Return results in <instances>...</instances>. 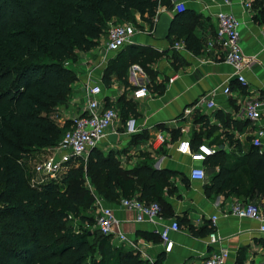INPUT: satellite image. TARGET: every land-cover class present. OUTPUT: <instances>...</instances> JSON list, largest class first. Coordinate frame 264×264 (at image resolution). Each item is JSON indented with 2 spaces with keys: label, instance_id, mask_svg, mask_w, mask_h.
I'll return each mask as SVG.
<instances>
[{
  "label": "trees",
  "instance_id": "16d2710c",
  "mask_svg": "<svg viewBox=\"0 0 264 264\" xmlns=\"http://www.w3.org/2000/svg\"><path fill=\"white\" fill-rule=\"evenodd\" d=\"M163 1L0 0V264H164L165 253L151 262L137 251L115 245L111 236L98 229L74 231L68 226L71 219L93 224L85 213L98 198L117 204L122 198L137 197L161 206L170 172L153 169L149 156L126 169L116 152L103 154L95 148L86 162L69 168L60 182L37 186L30 184L25 164L32 151L55 146L70 127L71 121L60 125L58 107L71 96L77 81L67 65L76 61V53L97 47L101 37L107 36L109 22L135 25L136 12L155 24ZM193 18L186 8L176 13L168 38L198 55L203 44L189 25ZM132 64L120 52L106 67L104 85L110 84L113 70L122 77ZM221 158L224 154L215 152L204 164ZM239 165H245L250 174L249 187L243 192L246 200L239 201L264 198V148L253 147L235 161V167ZM223 168L212 177L206 192L231 189L237 196L243 186H224L230 170ZM85 177L90 179L89 186ZM211 230L209 224L208 234Z\"/></svg>",
  "mask_w": 264,
  "mask_h": 264
},
{
  "label": "crops",
  "instance_id": "0c3cea01",
  "mask_svg": "<svg viewBox=\"0 0 264 264\" xmlns=\"http://www.w3.org/2000/svg\"><path fill=\"white\" fill-rule=\"evenodd\" d=\"M177 1H183L185 8L194 14L189 25L193 34L202 40L200 54L174 48V41L168 37H154L155 24L142 20L136 12L135 25L141 29L120 51L111 53L105 50L106 36L101 37L97 47L76 53L77 61L68 67L75 73L77 81L68 102L58 107L59 121L69 119V112L75 110L74 103L81 100L77 115L83 113L86 87L99 84L102 88L99 95L101 104L114 108L118 113L110 132L116 134V142H110L108 136L102 140L103 153L115 150L126 169H132L144 155L149 156L153 169L170 172L168 185L161 197L164 216L157 225L137 222L135 213L123 208L120 202L115 204L105 199L100 202L113 210L118 221L116 230L124 233L129 243L138 245L143 259L153 262L158 254L165 253L164 264H198L213 251L225 248L228 256L224 264H264V232L258 230L259 223L221 215L237 200L236 193L231 189L206 192L212 177L223 167L226 172V168L230 170L222 181L224 186L238 184L241 180L250 181L247 167H235V161L255 147L252 140L258 131H264V113L257 121L242 115L246 97L264 96V0H230L227 5L211 0H164L158 14L164 12L174 18L179 12L174 10ZM247 1L252 2L249 9L244 5ZM219 11L232 13L240 22L241 50L245 57L250 58L244 85L234 75L233 67L225 62L224 48L218 44L208 47V42L215 38V14ZM130 47L135 48L133 53L129 51ZM120 52L125 53V58L133 64L122 77L113 70L109 74L110 84L105 86L103 75L106 67ZM140 86L147 87L148 96L137 95ZM225 86H229V93H223ZM160 88L162 92H159ZM202 95H208L216 106L194 108L185 115L184 110ZM131 116L136 118L137 132L128 135L125 124ZM159 130L166 132V140L161 144L154 140ZM261 139L264 143V135ZM197 141L207 144L214 153L222 152L224 158L207 164L195 159L193 154L198 147ZM25 164L31 171V163L27 160ZM201 165L206 172L205 179L192 180L190 169ZM92 211L95 215L98 212L96 202L85 214H92ZM212 215L218 216L216 233L219 241L208 244ZM174 218L179 222L180 231L170 233L172 244L166 250L155 229L160 230ZM123 246L131 250L129 244Z\"/></svg>",
  "mask_w": 264,
  "mask_h": 264
},
{
  "label": "built area",
  "instance_id": "2783aa9c",
  "mask_svg": "<svg viewBox=\"0 0 264 264\" xmlns=\"http://www.w3.org/2000/svg\"><path fill=\"white\" fill-rule=\"evenodd\" d=\"M212 2H220L221 4H230V0H211ZM245 7H251L250 1L244 3ZM185 4L183 1H177L174 4L175 11H183ZM157 17V16H156ZM216 18V34L215 38L208 42V47H214L216 44L221 45L225 50L224 60L234 69V75L244 85L246 84L245 72L248 69L250 58L244 56L240 46V22L232 13L219 11L215 14ZM156 21V18H155ZM137 31L131 23L115 24L108 23L107 41L105 50L111 53H117L127 43L132 42L133 35ZM174 48L185 49L180 41H176ZM69 65V64H67ZM136 69L140 70L138 65ZM229 86H225L223 93H229ZM102 88L99 84H92L86 87V108L79 115L71 118V124L65 130L60 141L53 147L54 155L45 158L43 161L32 166L30 173V184L32 186L42 185L47 181L59 182L61 176L76 163L86 162L88 155L92 149L100 148L102 140L111 134L114 125L118 119L117 111L112 107H105L99 100V95ZM140 97L149 95L146 86H140L137 91ZM216 103L208 95L200 96L190 107L184 110V114H190L194 108H214ZM264 113V96L257 95L246 97L242 105V115L244 118L257 121ZM137 132L136 118L129 117L125 124V133L128 135ZM264 131H258L252 143L257 148H262L264 143L262 136ZM155 142L161 144L166 140V132L159 130L154 135ZM214 150L207 144L201 143L195 153L194 158L200 162L212 155ZM78 161V162H77ZM37 175V177L35 176ZM189 177L192 180L203 181L206 177V172L203 165L192 167L189 171ZM101 198L96 200L98 212L95 218V228L101 231L102 234L112 237V242L122 245L129 244L132 251L139 252L138 245L129 243L128 237L116 230L118 221L114 216L113 210L109 206L101 205ZM120 205L132 210L135 213L137 222H150L157 225L162 219L161 206L157 202L146 203L139 200L137 197L122 198ZM224 217H236L239 219L254 220L259 223L258 230L264 232V198L257 199L252 202L234 201L222 213ZM217 215L210 216L211 232L208 234V244H214L219 241L216 233ZM180 231V225L175 219H171L168 225H164L160 230L155 229V233L160 236L161 241L165 244L166 250L171 247L170 233ZM140 253V252H139ZM141 254V253H140ZM228 256V251L225 248H220L213 251L206 259L198 264H224Z\"/></svg>",
  "mask_w": 264,
  "mask_h": 264
},
{
  "label": "rangeland",
  "instance_id": "374dc122",
  "mask_svg": "<svg viewBox=\"0 0 264 264\" xmlns=\"http://www.w3.org/2000/svg\"><path fill=\"white\" fill-rule=\"evenodd\" d=\"M115 23H117V24H121V22H115ZM134 27H135V30L137 31V32H139L140 31V29L141 28H139V27H137L136 25H134ZM77 61V60H76ZM76 61H74V62H76ZM74 62H72V63H74ZM70 64H71V62H70ZM69 66V65H68ZM72 95V94H71ZM71 97V96H70ZM70 97L68 98V100L70 99ZM68 100L64 103V104H62V105H65L67 102H68ZM81 103H82V100H81V102H78V104H75L74 103V109L75 110H71L70 112H69V119H66V120H64V121H70L71 120V118L72 117H74V116H76L77 114H78V110L80 109V107H81ZM80 106V107H79ZM59 110V109H58ZM64 121H59V123H60V125H63V123H65ZM99 150H101L102 151V149H103V147L100 145V148H98ZM103 152V151H102ZM112 152H115V150H112ZM104 154V153H103ZM105 154H107V153H105ZM52 155H54V150L51 148V147H47V148H38L37 150H35V151H32L30 154H29V157L28 156H26V158H25V160L27 161H29L30 163H31V165L33 166V165H35V164H37V163H39V162H41V161H43L45 158H47V157H49V156H52ZM78 162V161H77ZM80 162H78V163H76V165H78ZM240 175V174H239ZM35 176V175H34ZM35 177H37V175L35 176ZM89 178L88 177H85V182H86V184H87V186H89ZM60 182V181H59ZM238 184H240V185H242L243 187L242 188H240V191H242V192H240V194H237V200L239 201V200H246V197H245V195H244V191H246V189L249 187V182L248 181H243V180H241V181H239V183ZM81 185H83V184H81ZM243 193V194H242ZM234 202V201H233ZM93 212V211H92ZM89 216H91L92 217V219H93V221H94V223L93 224H83L79 219H71V220H69L68 221V226L72 229V230H74V231H77L79 228H82V230L83 229H85V228H87V229H96L95 228V218H96V215H95V213L93 212L92 214H88ZM117 245H120L119 243H117V242H115ZM122 245H125L124 243H122Z\"/></svg>",
  "mask_w": 264,
  "mask_h": 264
},
{
  "label": "water",
  "instance_id": "95a60500",
  "mask_svg": "<svg viewBox=\"0 0 264 264\" xmlns=\"http://www.w3.org/2000/svg\"><path fill=\"white\" fill-rule=\"evenodd\" d=\"M173 17L167 13L162 12L158 14L155 21L154 37H168ZM116 134H109L108 140L112 143L116 142Z\"/></svg>",
  "mask_w": 264,
  "mask_h": 264
}]
</instances>
